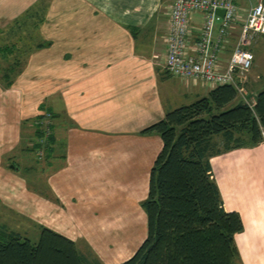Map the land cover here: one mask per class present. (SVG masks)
I'll return each mask as SVG.
<instances>
[{
    "label": "crops",
    "instance_id": "obj_1",
    "mask_svg": "<svg viewBox=\"0 0 264 264\" xmlns=\"http://www.w3.org/2000/svg\"><path fill=\"white\" fill-rule=\"evenodd\" d=\"M234 3L239 18L220 53L223 64L249 0ZM171 4L0 0V77L12 78L8 87L0 80V205L82 245L100 264L127 260L146 237L140 203L162 141L141 131L213 88L166 71ZM202 20L199 12L191 16L192 39ZM263 41L264 34L250 47ZM253 54L249 76L259 82ZM44 112L53 115L51 138L42 143L45 168L38 172L34 123ZM209 161L225 209L243 223L235 234L243 236V264H264V139Z\"/></svg>",
    "mask_w": 264,
    "mask_h": 264
},
{
    "label": "trees",
    "instance_id": "obj_2",
    "mask_svg": "<svg viewBox=\"0 0 264 264\" xmlns=\"http://www.w3.org/2000/svg\"><path fill=\"white\" fill-rule=\"evenodd\" d=\"M0 80L5 87L12 85L8 73ZM260 81L263 86L252 108L232 85H216L192 103L167 110L141 131L159 135L162 148L140 203L146 237L120 264H243L235 240L243 223L236 211L225 209L209 160L263 140L264 75ZM45 118L43 113L35 120V148L46 146L40 142ZM50 138L51 132L45 141ZM90 255L45 226L35 242L16 231L0 230V264H100Z\"/></svg>",
    "mask_w": 264,
    "mask_h": 264
},
{
    "label": "built area",
    "instance_id": "obj_3",
    "mask_svg": "<svg viewBox=\"0 0 264 264\" xmlns=\"http://www.w3.org/2000/svg\"><path fill=\"white\" fill-rule=\"evenodd\" d=\"M217 9L224 10L222 16ZM237 11L233 0H172L164 67L180 79L201 81L213 87L232 85L239 98L252 108L255 98H247L248 76L254 61L250 46L264 34V0H249L236 41L223 64L220 53L239 18ZM196 12L202 14L203 20L198 35L192 39L189 21Z\"/></svg>",
    "mask_w": 264,
    "mask_h": 264
},
{
    "label": "rangeland",
    "instance_id": "obj_4",
    "mask_svg": "<svg viewBox=\"0 0 264 264\" xmlns=\"http://www.w3.org/2000/svg\"><path fill=\"white\" fill-rule=\"evenodd\" d=\"M250 50L257 54L256 60H255V68L253 70V74L254 73H259V74L264 75V41L263 42H259L257 45L256 44L253 45L252 47H250ZM251 76H249V78H248L249 79V83L247 85V88H248L247 98H249V99L251 97L255 98L256 91L261 88L258 85V83L260 81L257 82L258 79L256 77L254 78V80H252ZM251 81H253V83H251ZM253 98H251V99H253ZM44 113H45V117L46 118H45V120L42 123V128L44 130L43 137H41V140H40V142H42V143L46 142L45 138L47 137L48 134H50L49 126L51 125V116H50L51 113L50 114L47 113V112H44ZM46 127L48 128V130H46ZM262 136H263V139H264V130L262 131ZM44 147L41 146L40 148L36 149L37 151H35L38 164H37V167H35L33 165H32V167L34 169L40 170L38 172H42L44 170V168H45V160L44 159H45L46 156H45ZM15 159H13L14 161L12 163L17 164L15 166H19V168H20L19 171L20 172H23V174L26 173L27 169H25L23 167L24 164L21 161H19L17 158H15ZM9 165H11V164H8V166ZM24 175H26L27 179H29V181H30L32 176L30 174H27V173L24 174ZM38 178H41L44 181V175L40 176V174L38 173ZM7 211L8 210L6 209V207L0 205V230H1V228H7L9 230L16 231V232L20 233L21 235L26 236L27 238H29L31 240V242H35L38 239L40 228L42 226H44L43 222L38 227L29 218H27V217H20V218L14 217V216H11V214L7 213ZM16 220H18V221H16ZM236 239H237L236 240V244L238 242V244L241 245L242 244L241 242L243 240V236H240L239 238L237 237ZM238 244H237V247H238ZM77 246L79 247V249L81 251L86 252L84 250V248L82 247V245L79 244ZM241 252H243V249L241 250Z\"/></svg>",
    "mask_w": 264,
    "mask_h": 264
},
{
    "label": "water",
    "instance_id": "obj_5",
    "mask_svg": "<svg viewBox=\"0 0 264 264\" xmlns=\"http://www.w3.org/2000/svg\"><path fill=\"white\" fill-rule=\"evenodd\" d=\"M216 12H217L220 16H222L223 13H224V10H223V9H217ZM10 166L13 167V165H10Z\"/></svg>",
    "mask_w": 264,
    "mask_h": 264
}]
</instances>
